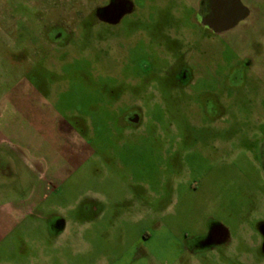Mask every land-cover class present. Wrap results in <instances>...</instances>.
I'll use <instances>...</instances> for the list:
<instances>
[{"label": "rangeland", "instance_id": "rangeland-1", "mask_svg": "<svg viewBox=\"0 0 264 264\" xmlns=\"http://www.w3.org/2000/svg\"><path fill=\"white\" fill-rule=\"evenodd\" d=\"M199 1L0 0V208L55 163L0 264H264V0L219 35Z\"/></svg>", "mask_w": 264, "mask_h": 264}, {"label": "flooded vegetation", "instance_id": "flooded-vegetation-1", "mask_svg": "<svg viewBox=\"0 0 264 264\" xmlns=\"http://www.w3.org/2000/svg\"><path fill=\"white\" fill-rule=\"evenodd\" d=\"M242 5L245 6L241 2V0H200L198 3V12L196 16L206 29L211 31L213 34L219 35L233 28L239 22L244 21L248 17L249 14L246 17L242 18V14H241V11L243 9ZM109 6L111 7L110 9H108ZM131 6L132 4L131 2H129V0H125L124 2H119L117 0H110V2L107 5L98 8L95 17L92 16V18H97V20L107 23V24H115V23H118L122 18L127 16L129 13H131V12L124 13L125 10L132 9ZM223 8L226 10L227 17L225 16V18L222 19L220 17V13L222 12ZM119 16H120V19L116 22L115 21L113 22V20H116V18ZM238 18L240 19L238 20L236 25L231 26L227 29L218 30L222 27L221 25L224 24L226 19L227 20L233 19L234 21ZM59 35L63 36L64 33L58 34L57 36ZM173 41H174V44L176 45L177 56L179 58L177 59L178 60L177 64L181 65L179 67L180 71L177 74V77L179 78L178 82L182 86H187L188 83L191 82V80H188L190 69L186 67L187 64L183 61L182 52H181L180 47L178 49L179 44L175 42V40ZM261 149L264 155V142L261 144ZM88 209L90 211L92 210L91 207L89 206H88ZM54 222L55 223L52 228V233L53 234H57L58 232L60 233L64 229L65 223H63L62 218H59L58 220H55ZM208 232L209 233L206 235V238H205L209 244L208 247H213L215 245H218L219 243L223 242L227 238V233L224 228L212 226ZM257 241H258V245L261 248L262 253L264 254V226L259 231V236H258Z\"/></svg>", "mask_w": 264, "mask_h": 264}, {"label": "crops", "instance_id": "crops-1", "mask_svg": "<svg viewBox=\"0 0 264 264\" xmlns=\"http://www.w3.org/2000/svg\"><path fill=\"white\" fill-rule=\"evenodd\" d=\"M54 167L55 163L48 164L47 172L39 176L37 175L34 185L30 188L28 194L21 197L22 200L8 202L0 208V243L9 230L14 229V227H17L23 222V220L31 214L34 208L33 206H37L39 201L47 195L50 188L49 180L55 176V172L53 175L48 172L54 169ZM46 176H48V178ZM28 200H32L33 203L28 205V203H26Z\"/></svg>", "mask_w": 264, "mask_h": 264}, {"label": "water", "instance_id": "water-1", "mask_svg": "<svg viewBox=\"0 0 264 264\" xmlns=\"http://www.w3.org/2000/svg\"><path fill=\"white\" fill-rule=\"evenodd\" d=\"M117 1H119V2H124L125 0H117ZM243 6V5H242ZM111 7L109 6L108 7V9H110ZM243 9H242V11H241V14H242V18L243 17H246L248 14H249V9L246 7V6H243L242 7ZM131 11V9L130 10H125L124 11V13H128V12H130ZM227 13H226V10L223 8L222 9V12L220 13V17L223 19V18H225V16L227 17V15H226ZM120 19V16L119 17H117L116 18V20H113V22L115 21H118ZM240 18H238V19H236V20H234L233 21V19H231V20H225V22H224V24H222L221 26V28L220 29H218V30H223V29H227V28H229V27H231V26H234V25H236V23L238 22V20H239Z\"/></svg>", "mask_w": 264, "mask_h": 264}]
</instances>
